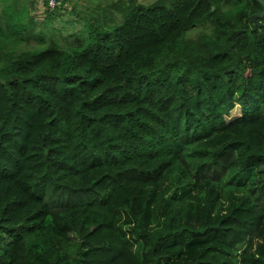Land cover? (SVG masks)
<instances>
[{"label": "trees", "instance_id": "16d2710c", "mask_svg": "<svg viewBox=\"0 0 264 264\" xmlns=\"http://www.w3.org/2000/svg\"><path fill=\"white\" fill-rule=\"evenodd\" d=\"M55 2L0 0V264H264V0Z\"/></svg>", "mask_w": 264, "mask_h": 264}, {"label": "rangeland", "instance_id": "374dc122", "mask_svg": "<svg viewBox=\"0 0 264 264\" xmlns=\"http://www.w3.org/2000/svg\"><path fill=\"white\" fill-rule=\"evenodd\" d=\"M80 1H83V0H80ZM98 1H101V4H104L105 2H109V1H115V0H92V2H91V0H86V2H88L87 4L88 5H90V6H93L94 7V9H90V10H96L97 8H95V5L96 4H94V3H96V2H98ZM138 1H140V2H142V3H150V2H152V1H154V0H138ZM45 8L43 7V5L40 3V1L38 0L37 1V3L34 5V10L31 12L32 14H35L36 15V18H37V20H41L42 19V17H41V15H39L43 10H44ZM107 9H109L110 10V13H108V12H103L102 14H99L98 15V20L99 21H97V23L98 24H103L104 26H107L108 25V22L110 23V16L112 17H114V21L116 20V19H119V13L118 12H115L112 8H107ZM116 18V19H115ZM109 20V21H108ZM112 24V23H111ZM74 26L75 27H81V23L80 22H75L74 23ZM238 106H236L235 107V111H238ZM173 185H171V184H169L168 186H167V190H168V192H170L171 190H172V187Z\"/></svg>", "mask_w": 264, "mask_h": 264}, {"label": "built area", "instance_id": "2783aa9c", "mask_svg": "<svg viewBox=\"0 0 264 264\" xmlns=\"http://www.w3.org/2000/svg\"><path fill=\"white\" fill-rule=\"evenodd\" d=\"M37 1H38V0H37ZM39 1H40V3L43 5L45 0H39ZM47 4H48V6H50V7H54V5L56 4V2H55V0H47Z\"/></svg>", "mask_w": 264, "mask_h": 264}]
</instances>
